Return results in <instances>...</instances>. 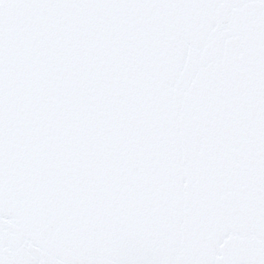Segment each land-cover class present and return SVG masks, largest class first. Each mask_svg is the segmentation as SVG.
Listing matches in <instances>:
<instances>
[{
    "label": "snow or ice",
    "instance_id": "obj_1",
    "mask_svg": "<svg viewBox=\"0 0 264 264\" xmlns=\"http://www.w3.org/2000/svg\"><path fill=\"white\" fill-rule=\"evenodd\" d=\"M0 264H264V0H0Z\"/></svg>",
    "mask_w": 264,
    "mask_h": 264
}]
</instances>
